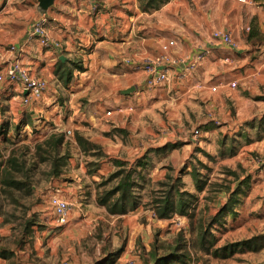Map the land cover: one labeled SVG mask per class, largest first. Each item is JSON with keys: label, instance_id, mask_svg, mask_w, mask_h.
I'll return each mask as SVG.
<instances>
[{"label": "rangeland", "instance_id": "1", "mask_svg": "<svg viewBox=\"0 0 264 264\" xmlns=\"http://www.w3.org/2000/svg\"><path fill=\"white\" fill-rule=\"evenodd\" d=\"M188 3L193 9L192 3ZM0 88L6 90L0 94V109H6L4 120L12 125L19 123L22 114L30 113L42 103L40 100L24 107L21 97L12 98L18 95L16 87L0 82ZM7 92L11 96H6ZM172 96L170 101L175 104V111L161 117L169 130L166 134L165 128L156 130L159 135L156 143L164 139L165 144L149 148L140 156L147 166L139 168L132 179L139 187V206L122 216L110 214L99 205L98 197L116 184V180H108L121 169L113 160L125 162L123 169L129 171L140 159L137 155L129 157L126 151L134 137H141V131L105 129L111 124V116L97 126L83 122L80 117L72 119L69 110L66 111L67 98L57 99L53 104L55 109L37 110L33 121L41 133L47 131L46 123L51 121L44 113L60 114L62 122L57 132L65 134L64 150L70 158L59 177L51 174L49 162L40 160L43 151L37 150V145L45 141L44 136L36 138L26 129L25 138H14L13 130L7 137L10 140L0 138V161L8 164L9 159H15L31 175L33 187L28 191L0 184V248L5 249L3 253L7 257H0V264H154L151 258L154 248L159 256H166L180 241L189 243L191 260L187 264H264V248L258 252H238L227 258L211 254L214 248L225 244L264 235V179L258 178L264 171V150L255 147L264 135V116L243 124L237 131H226L221 128L220 118L210 119L209 108L203 106L202 118L198 120L191 111L193 104H185L186 114L181 96L176 93ZM4 120L0 113V123ZM196 129L200 130L197 138L194 137ZM77 134L87 141L85 148L76 140ZM185 138L195 143L186 160L182 153ZM109 143L125 148L118 156L108 154ZM193 171L202 186L200 191ZM168 173L173 180L168 178ZM178 176L184 189L194 194L197 201L194 217L175 215L185 219L186 229L180 231L172 228L171 219L175 216L169 220L153 219L150 205L153 197H159L166 189L163 184H172ZM246 180L250 185L249 196L242 206L235 208L236 216L214 225V217L229 197L228 189ZM53 194L73 205L65 225L57 222L52 211L50 196ZM200 221L205 228L211 224L208 239L215 237V246L209 252L193 245Z\"/></svg>", "mask_w": 264, "mask_h": 264}, {"label": "crops", "instance_id": "2", "mask_svg": "<svg viewBox=\"0 0 264 264\" xmlns=\"http://www.w3.org/2000/svg\"><path fill=\"white\" fill-rule=\"evenodd\" d=\"M141 1L104 0L94 12L91 0H55L47 9L39 0H0V72L18 59L33 76L47 81L49 87L40 99L41 105L30 112L51 110L57 99L67 98L66 111L72 119L80 117L97 126L111 116V124L105 129L141 131V137L130 142L126 151L129 157L141 158L149 148L165 144L164 139L156 143V130L165 128V134L169 130L161 117L175 111L170 101L173 93L181 96L184 113L188 114L185 104L190 102L193 116L200 120L203 106L209 108L210 119L220 118L226 131H237L264 116V100H260L264 98V0H168L149 10L141 9ZM41 17L47 18L48 32L61 42L60 48L47 49L30 38L34 23ZM214 30L230 32L239 49L231 51L214 43ZM170 41L175 45L165 54L171 58L191 57L206 46H212L213 53L195 73L183 74L180 67L171 65L169 82L148 87L145 73L135 70L128 61L158 57ZM9 45H15L17 52H7ZM62 56L65 61L80 59L85 68L75 71L67 85L57 75ZM226 57H230L229 62L224 61ZM231 81L237 82V88L229 87ZM12 86L18 92L12 98L20 99V89ZM131 87L135 88L133 93H122ZM5 91L0 88V94ZM6 94L11 96L10 92ZM44 114L51 123L61 126L60 114ZM184 142L186 160L195 143L186 138ZM255 147L264 150V135ZM123 148L109 143L108 154L118 156ZM262 172L259 179H264Z\"/></svg>", "mask_w": 264, "mask_h": 264}, {"label": "trees", "instance_id": "3", "mask_svg": "<svg viewBox=\"0 0 264 264\" xmlns=\"http://www.w3.org/2000/svg\"><path fill=\"white\" fill-rule=\"evenodd\" d=\"M167 1L168 0L141 1V9L149 10L158 8ZM75 71H85L80 59L65 62L59 60L57 75L60 76L66 85L72 81ZM5 112L6 109H0L3 120ZM24 114L25 115L22 114V118L16 125H12L8 120L2 121L0 123V138L7 140V137L12 130L15 131L13 135L14 138H25L24 132H26V129H30L31 134L36 138H39V135L44 136L45 141L37 145V150L43 151L40 160L41 162H49L51 165V174L59 177L62 173V169L68 164V159L70 158V155L64 150L66 146L65 134L57 132L59 131V127L51 122L46 123V126L48 127L47 131L41 133L37 128L35 121H33L35 113L26 112ZM76 140L83 148L87 145V141L78 134L76 135ZM38 141L41 140H37V142ZM143 160L144 157L138 159L129 171L123 169V167L126 166L125 162L117 159L113 160L114 164L121 169L111 174L108 180L109 182L116 180V184L110 190L105 191L104 195H99L98 197L99 205L104 206L110 214L122 216L138 208L140 196L137 192H139V187L132 179L133 176L138 173L139 168L144 169L147 166V163ZM28 173L29 172L24 171V167H21V165L13 158L9 159L8 164L0 161V184L3 186L18 190L28 189V191H32V178ZM18 175H22V179H20ZM192 175L197 181L198 190H202V186H200V182L196 178V173H194V171L192 172ZM168 178L173 180L171 173H168ZM248 182L249 180L240 181L237 187H230L228 189L229 197L226 203L219 209L218 214L214 217V225L220 224L221 221L224 222L229 217L234 218L236 216L238 212L235 208L242 206L244 200L249 196L250 185ZM163 185L167 187L161 191L162 194L159 197H153L150 201V205H152L151 207L156 217L162 220H169L175 215L188 216L191 218L194 217V212H196L197 209L196 197L194 194L184 189L181 177H176L172 184L164 183ZM210 227L211 224L205 228L204 222H199L198 237L193 245L195 247L198 246L200 250L209 252L211 251V248L215 246V237H211V240L208 239ZM263 248L264 235H257L249 239L234 241L221 247L214 248L211 254L215 257L227 258L238 252H258ZM170 249L171 252L168 255L159 256L156 248H154V251H152L151 254L152 263L176 264L177 262H180L182 264H187L191 260L188 242L182 243L180 241L176 246ZM3 251H5V249L0 248V257L7 258Z\"/></svg>", "mask_w": 264, "mask_h": 264}, {"label": "built area", "instance_id": "4", "mask_svg": "<svg viewBox=\"0 0 264 264\" xmlns=\"http://www.w3.org/2000/svg\"><path fill=\"white\" fill-rule=\"evenodd\" d=\"M104 0H91L92 11H97L99 6ZM241 3H248L250 0H236ZM47 18L41 17L38 19L31 30L30 38L36 39L40 45L47 49L60 48L61 42L52 38L47 29ZM211 38L214 43L231 50L237 51L239 49L238 43L234 40L230 32L224 30H214L211 34ZM175 45V41H170L163 46L164 54L158 57H149L139 61H128L132 64L133 68L137 71H143L146 75L145 83L148 87H155L163 85L170 81V66L176 65L182 69L183 74H193L198 69V66L202 61L212 55V46H206L199 48L196 53L191 57H178L171 58L165 54L172 46ZM7 52L16 53L17 47L15 45H9ZM225 62L230 61V57L224 58ZM0 82H6L11 85H16L20 89L22 105L24 107L38 102L42 95L48 90V83L46 80L33 76L30 71L20 62L18 59H14L8 65V67L0 72ZM238 84L236 81H231L229 87L235 89ZM213 91H216V87H213ZM200 136V130L196 129L194 137ZM50 205L52 211L60 225L68 223L73 210V205L65 198L58 194L50 196ZM153 219H157L154 212L151 213ZM172 228L177 230H185V219L175 216L171 219ZM128 264H132L129 262Z\"/></svg>", "mask_w": 264, "mask_h": 264}, {"label": "water", "instance_id": "5", "mask_svg": "<svg viewBox=\"0 0 264 264\" xmlns=\"http://www.w3.org/2000/svg\"><path fill=\"white\" fill-rule=\"evenodd\" d=\"M39 2H40V6L42 8L47 9V8H49L55 2V0H39ZM60 60L61 61H65L66 58L64 56H62L60 58ZM134 91H135V88L134 87H131V88L123 91L122 93L125 94V95H129V94L133 93Z\"/></svg>", "mask_w": 264, "mask_h": 264}]
</instances>
